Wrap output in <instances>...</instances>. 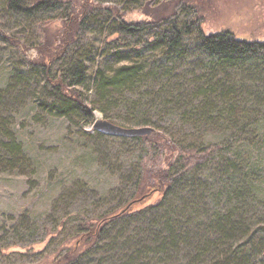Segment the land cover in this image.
I'll use <instances>...</instances> for the list:
<instances>
[{
    "label": "trees",
    "instance_id": "obj_1",
    "mask_svg": "<svg viewBox=\"0 0 264 264\" xmlns=\"http://www.w3.org/2000/svg\"><path fill=\"white\" fill-rule=\"evenodd\" d=\"M103 1L5 0L6 10L26 17L62 8L55 18L36 22L35 30L40 42L34 46L22 41V33H8L0 26V38L19 51L32 47L40 51L38 58L28 60V71L14 72V78L16 90L33 86L30 94L39 95L36 98L38 106L49 114H77L81 116L82 123L89 124L95 119V106L89 104L78 89L87 75L85 54L79 51L78 45L80 31L94 22V9ZM113 1L106 9L112 14L109 16V37L115 44L112 52L114 61L98 69L94 78L96 90L104 102L101 103L103 106L96 105L100 110L106 113L110 104L118 102V99L119 103L128 104L126 89L136 91L137 86L153 83L151 87L157 88L147 96L143 95L149 101L150 109L163 116L176 114L182 121L193 118L194 124H208L209 119H222L220 115L226 107H220V104H227L230 100L234 105L236 101L249 104V100L254 98L251 90H237L236 84L224 85L223 80L231 82L235 78V68L258 82L260 85L256 87L262 91L259 89L257 92L264 96V40L239 39L229 30L205 33L198 22V0L183 4L190 14L184 22L171 19L176 9L160 17L126 20L124 13L129 8H121L116 2L118 0ZM53 21L61 25L56 35L49 37L55 43L51 41L52 45H48L44 32ZM194 31L198 35L196 49L203 58L198 68L204 71L202 74L192 72L193 77L190 78L186 74L176 75L174 69L186 66L185 58L189 55L180 53L183 38ZM139 36L130 51L136 56L123 53L121 47L127 43L125 38L136 39ZM71 47H77L75 58L72 54L67 55ZM154 50L160 51L159 59L151 55L150 51ZM60 61L62 68L58 72L53 71L52 66ZM169 64L174 66L169 67ZM222 74L226 77H220ZM41 94L48 101L39 100ZM197 100L199 104L194 102ZM143 105L147 106L140 102L134 109L143 112ZM234 109L231 106V114L223 118L224 124L237 127L240 132L243 118L236 116ZM242 111L252 110L245 106ZM213 113L220 114L215 118L210 116ZM149 123L157 122L148 117L139 118L134 124L142 126ZM153 128L150 134L134 138L144 143L149 160H154L155 156L162 157L163 165L157 163L147 170L145 162L129 199L120 207L81 221L74 234L73 246L44 264H74L109 233L112 245L107 249L110 253L108 264L175 263L181 254L186 258L185 264H264V214H259L263 204L254 186L260 180L256 176L259 174L250 170L242 157L226 158L213 165L216 154L227 148L223 143H179L159 127ZM94 133L104 136L97 130ZM241 134L243 131L238 136ZM0 146L8 155L6 161H14L20 151L19 144L14 141L9 144L0 142ZM203 173L207 177H202ZM155 193L158 197L153 202L141 203ZM205 216L208 223H202ZM129 219L135 220L130 222ZM212 234L215 237L212 238ZM238 237L246 239L239 242L236 240Z\"/></svg>",
    "mask_w": 264,
    "mask_h": 264
},
{
    "label": "rangeland",
    "instance_id": "obj_2",
    "mask_svg": "<svg viewBox=\"0 0 264 264\" xmlns=\"http://www.w3.org/2000/svg\"><path fill=\"white\" fill-rule=\"evenodd\" d=\"M146 1L116 2L121 8H129L124 13L126 20L160 17L174 9L176 14L171 19L184 22L190 18L189 12L183 6L190 4V0ZM112 2L114 1L100 2L101 5L94 9V22L79 33L78 49L85 54L87 75L78 89L87 102L95 106V116L98 114L101 118L123 126H138L140 124H134L137 119L150 117L157 123L147 125L159 127L179 143H223L227 148L216 154L213 165L226 158L242 157V160L247 162V167L259 174L256 176L260 180L255 182L254 186L263 204L259 214H264V100L258 102L264 96L257 92L261 90L256 87L260 84L252 78L237 72L235 68V78H231V82L223 80L227 87L236 84L237 90L253 91V97L256 98L250 99L249 104L236 101L234 105L230 100L227 104L219 105L226 107L220 115L222 119L231 114V106L233 109L235 107L234 114L243 118L240 132L237 127L224 124L225 119H209L208 124H194L193 118L182 121L176 114L163 116L155 109H150L149 101L143 95L147 96L157 88L151 87L153 83L137 86L136 91L126 89L125 96L129 98V103H119V99L118 102L113 101L106 109L107 114L96 106L104 104H101L102 98L95 87V74L98 69L109 66L114 61L112 52L115 44L109 37V16L112 17V14L106 9ZM196 4L197 13L200 15L198 22L205 33L229 30L239 39L264 40V0H198ZM61 12L62 8H59L26 17L9 12L6 10L5 0H0V26L8 33H22V41L26 45L34 46L40 42L35 30L36 22L57 16ZM98 14L101 15L99 19L96 17ZM55 21L47 25L44 32L47 39L45 43L48 45L55 43L49 37L56 35V30L61 25ZM125 39L127 43L121 47L123 53L136 56L130 51L140 36L136 39ZM197 39L196 31L183 38L180 53L189 54L185 58L187 65L174 69V74H186L187 78H190L193 77L192 72L203 73L204 70L198 68L203 58L196 49ZM70 49L67 55L72 54L75 58L74 50L77 47ZM150 52L159 59V50ZM39 53L34 47L19 51L0 38V142L9 144L14 141L20 146V151L12 162L6 161L8 155L3 153L6 151L0 146V264H44L55 258L54 256L64 254L73 246V241L76 240L74 234L78 231L81 221L120 207L129 199L135 188L138 172L145 162L147 170L157 166V163H164L162 157L155 156L153 159L156 161L149 160L146 156V146L134 136L103 133L104 136L99 137L94 133L92 124L82 123L81 116L77 114L63 116L47 113L36 102L39 95L30 94L29 90L32 91L33 86L16 90L14 72H27L28 60L38 58L41 55ZM172 66L174 65L169 64V67ZM52 68L58 72L62 68L61 61L55 63ZM220 77L225 78L226 74ZM42 99L48 101V98L41 94L39 100ZM200 99L201 97L198 98ZM198 100L194 102L199 104ZM140 102L147 104L143 105V112L134 109ZM245 106H248L252 113H244L242 110ZM219 114L213 113L210 116L217 118ZM242 131L244 134L239 137ZM202 177H207V174L203 173ZM157 197L155 193L141 203H151ZM134 220L129 219L130 222ZM208 221L207 216L203 217L202 223ZM131 226L133 228L134 223ZM109 234L103 235L101 240L74 264H108L110 253L107 249L112 245ZM211 236L213 238L215 234ZM245 239L238 237L236 240L242 242ZM185 263L186 258L181 254L175 263L159 264Z\"/></svg>",
    "mask_w": 264,
    "mask_h": 264
},
{
    "label": "water",
    "instance_id": "obj_3",
    "mask_svg": "<svg viewBox=\"0 0 264 264\" xmlns=\"http://www.w3.org/2000/svg\"><path fill=\"white\" fill-rule=\"evenodd\" d=\"M92 127L104 134L115 136H141L150 134L154 128L149 125L142 126H123L108 119L99 117L96 114L95 119L92 122Z\"/></svg>",
    "mask_w": 264,
    "mask_h": 264
}]
</instances>
